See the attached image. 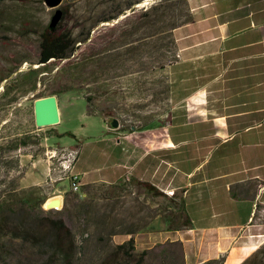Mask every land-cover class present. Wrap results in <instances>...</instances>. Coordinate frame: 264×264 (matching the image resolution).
<instances>
[{
    "label": "rangeland",
    "instance_id": "rangeland-1",
    "mask_svg": "<svg viewBox=\"0 0 264 264\" xmlns=\"http://www.w3.org/2000/svg\"><path fill=\"white\" fill-rule=\"evenodd\" d=\"M64 8L61 31L74 41V51L58 65L40 66L41 34L55 10L44 0H0V264H135L137 255L130 260L116 247L156 218L174 219L169 208L178 201L145 193L130 176L114 184L79 181L74 192L60 164L66 150L78 149L75 175L108 174L100 169L111 164L115 136L106 117L118 119L117 131L125 134L118 151L130 150L133 141L142 145L146 137H166L146 129L170 123L172 30L188 19L186 1L63 0L58 9ZM48 96L56 99L59 124L38 127L34 102ZM56 196L67 210L42 213ZM18 212L40 231L61 219L75 239L72 261L55 254L49 241L15 235ZM129 231L136 233L124 234ZM134 247L136 254L147 252L141 264H184L176 244ZM243 264H264V247Z\"/></svg>",
    "mask_w": 264,
    "mask_h": 264
},
{
    "label": "crops",
    "instance_id": "crops-1",
    "mask_svg": "<svg viewBox=\"0 0 264 264\" xmlns=\"http://www.w3.org/2000/svg\"><path fill=\"white\" fill-rule=\"evenodd\" d=\"M185 1L188 19L172 30L170 123L146 129L166 137L118 151L125 134L110 131L108 174L76 175L81 185L130 176L181 202L174 219L135 235L139 246L177 243L184 264H243L264 247V0Z\"/></svg>",
    "mask_w": 264,
    "mask_h": 264
},
{
    "label": "trees",
    "instance_id": "trees-1",
    "mask_svg": "<svg viewBox=\"0 0 264 264\" xmlns=\"http://www.w3.org/2000/svg\"><path fill=\"white\" fill-rule=\"evenodd\" d=\"M62 12L63 14L61 21L67 15V9L66 8L62 9ZM60 22L53 30L50 31L47 28L41 34V41L39 44V53H38V65L40 66H46L48 64L58 65L62 63L63 60L68 58L74 51L73 49L74 41L72 40V38L68 33L61 31ZM135 185L140 186L145 193L152 195L154 197L164 196L163 193L158 191L154 186H152L148 182H142L136 180ZM41 204L42 203H39L38 206L40 207ZM175 205L181 206V202ZM65 210H67L66 203L63 204V208L58 212L61 213ZM20 213L18 212L16 215H14V219L18 226L17 228H13L12 230L15 235H18L19 237H23L24 239L34 240L38 244L49 241L51 244L54 245L56 251L55 254L60 253L64 260L72 261V258L76 250L75 239L71 230L65 226V224L61 219L50 220L48 228H46L45 231H40L39 228L37 227L38 225L28 223L29 217L24 216L22 213L21 214ZM42 213L49 214L51 213V210H47V211L42 210ZM7 219H9L8 216H6V218H3L2 221L4 223H7ZM182 225L183 226L188 225V221L186 219L183 220ZM135 233L136 232L134 231L124 232V234L126 235H133ZM112 235H116V234L112 233ZM176 245L180 248L179 244L176 243ZM116 251L122 254H126V255L128 254L130 260L135 258L137 255L135 264H141L144 260V257L147 254L146 251H142L139 254L135 253L134 240L132 236L125 243L118 245L116 247Z\"/></svg>",
    "mask_w": 264,
    "mask_h": 264
},
{
    "label": "water",
    "instance_id": "water-1",
    "mask_svg": "<svg viewBox=\"0 0 264 264\" xmlns=\"http://www.w3.org/2000/svg\"><path fill=\"white\" fill-rule=\"evenodd\" d=\"M62 1L63 0H44L45 6L55 10L48 27L50 31L57 26L62 17L63 12L58 9ZM34 118L35 124L38 127L55 126L59 124L58 108L54 96L40 98L34 102ZM104 121L110 131H117L120 127L118 119L114 117H106ZM59 206H61V208L57 209V211L62 209V200L56 198H52L45 204L47 210H52Z\"/></svg>",
    "mask_w": 264,
    "mask_h": 264
},
{
    "label": "built area",
    "instance_id": "built-area-1",
    "mask_svg": "<svg viewBox=\"0 0 264 264\" xmlns=\"http://www.w3.org/2000/svg\"><path fill=\"white\" fill-rule=\"evenodd\" d=\"M78 156H79L78 149H68L62 154V160H61L62 162L60 164L62 171L69 173L68 178L70 179L71 182V190L74 192L78 190L79 179H78V175L72 173V170Z\"/></svg>",
    "mask_w": 264,
    "mask_h": 264
},
{
    "label": "bare ground",
    "instance_id": "bare-ground-1",
    "mask_svg": "<svg viewBox=\"0 0 264 264\" xmlns=\"http://www.w3.org/2000/svg\"><path fill=\"white\" fill-rule=\"evenodd\" d=\"M147 1H148V0H147ZM53 198H56V199L61 200V197H60V196H56V197H53ZM49 200H51V199H49ZM49 200H48V201H49ZM48 201H47V202H48ZM47 202H46V203H47ZM44 207H45V206H44ZM60 208H61V206H59V207H57V208H54V209L57 210V209H60ZM45 209H47V208H45Z\"/></svg>",
    "mask_w": 264,
    "mask_h": 264
}]
</instances>
